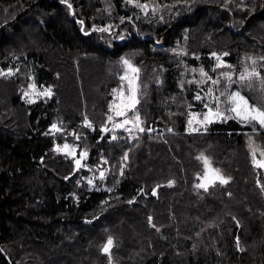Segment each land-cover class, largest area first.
I'll return each instance as SVG.
<instances>
[{
  "label": "trees",
  "instance_id": "16d2710c",
  "mask_svg": "<svg viewBox=\"0 0 264 264\" xmlns=\"http://www.w3.org/2000/svg\"><path fill=\"white\" fill-rule=\"evenodd\" d=\"M147 2L159 10L0 0V264H264V172L247 148L251 137L264 149V130L234 118L188 130L200 106L193 69L216 78L231 65L238 75L254 59L264 76V0H191L171 11L160 6L174 0ZM121 58L140 69L144 131L134 137L103 130ZM236 89L264 108L260 78ZM65 143L87 153L80 169L57 151ZM201 155L228 183L196 187Z\"/></svg>",
  "mask_w": 264,
  "mask_h": 264
},
{
  "label": "snow or ice",
  "instance_id": "6c2138e0",
  "mask_svg": "<svg viewBox=\"0 0 264 264\" xmlns=\"http://www.w3.org/2000/svg\"><path fill=\"white\" fill-rule=\"evenodd\" d=\"M127 3L135 5L137 8L141 9L145 14L149 11L155 13L158 11V7L156 5H150L147 0H126ZM62 3H66L68 8L71 9L72 5L68 4V0H62ZM177 5L183 6L186 9L190 10L191 8V0H174L172 5H162L160 7L168 8L170 11L172 8H175ZM162 18V17H161ZM131 19V18H129ZM84 21H80V24L83 25ZM93 28L96 31L107 32L110 31V27L104 28ZM121 39L123 37H120ZM175 52L176 50L173 49ZM186 54V53H185ZM213 56L216 57L217 60V67L224 66L225 62L221 59V56L212 53ZM223 55H227L224 53ZM250 59V58H247ZM260 60L264 61V57H260ZM121 64L124 66V75L120 77L121 81H126V91L124 87H121L119 90L113 89V94L116 99L113 100L112 103L109 104V109L112 111L115 116L117 117H125L122 122L115 123L114 127L116 128H124L125 125L132 124L133 121L127 119V113L131 110L135 115V123L133 127H137L140 131H144L143 128L139 127L140 120H139V113L136 112V105L139 103L138 93L140 89L139 83V72L140 69L136 67L129 59L121 58ZM227 67L231 68V65ZM195 71V69H193ZM11 72V69H9ZM201 77L205 78L202 80H196L195 83H204L207 86V91L204 96H201L199 92L195 95L196 100H200L204 102V108L207 111L203 114V118H197L199 114L191 113L190 118L188 121V130L190 132H196L199 129L197 127H193V122L197 125H207L211 123L213 120L221 119V118H228L226 113L230 112L233 114V117L239 120L241 123L248 124L253 126V128L259 127L260 129L264 130V108L258 107L255 104L249 102V99L242 95L239 90L232 91L231 86L233 84V71H225L222 72L220 75L224 78L226 83L225 89L219 92V95L216 94V86H218L221 81L219 77L213 78L209 76L203 69H200ZM0 75H3L2 70H0ZM260 78L261 87L264 88V76L261 75V72L256 68V60H252L251 66L243 67V70L239 73V79L236 83H247L249 87H251L252 79ZM192 81H190L191 83ZM30 87L35 88V85H31ZM28 95V93H25ZM41 95L51 96L52 92L50 89H46ZM223 98V99H222ZM205 99L207 102H205ZM211 104V106H210ZM223 105V108L221 107ZM109 121L113 120V116L109 115L107 117ZM85 124L91 127L90 122L85 118ZM52 127L55 129L56 125L53 124ZM104 131H108L107 128L103 129ZM127 131L131 132V129H126ZM206 130V129H205ZM115 139V137H113ZM249 149L251 152V162L254 167L264 169V149L259 151V157L257 158V149L253 143L252 138H249ZM57 151H64L68 155H74V148L67 143L63 145L61 148L57 146ZM87 153H82L81 158L86 156ZM199 159H202L204 162L205 172L203 177H201L202 182L196 185L198 188H203L205 190L208 189L210 185H213L216 181H219L222 184L228 183L230 177H225L220 173L219 169L214 168L210 160L207 156L201 155ZM77 167L80 166V160H76ZM103 172L101 173V177L103 178ZM91 184L92 181L89 180ZM169 183H174L173 181H169ZM259 183V181H258ZM154 191V190H153ZM230 195V194H229ZM155 227V225H153ZM113 245V238L108 237L106 244L104 245L102 251L105 253H109L110 247Z\"/></svg>",
  "mask_w": 264,
  "mask_h": 264
},
{
  "label": "rangeland",
  "instance_id": "374dc122",
  "mask_svg": "<svg viewBox=\"0 0 264 264\" xmlns=\"http://www.w3.org/2000/svg\"><path fill=\"white\" fill-rule=\"evenodd\" d=\"M264 7V6H263ZM137 9H139V8H137ZM184 9H186L185 7H184ZM143 14H145L141 9H139ZM157 15H159V13H157V14H153V15H151V17H155V16H157ZM181 17H183V16H181ZM180 17V18H181ZM180 18H178V19H180ZM252 18V17H251ZM177 19V20H178ZM176 20V21H177ZM175 21V22H176ZM247 27V22L246 23H244V25H243V27L241 28V30L239 31L240 33H243L244 32V29H246V27ZM159 46H162V45H159ZM216 58V57H215ZM221 59L224 61V59H223V57L221 56ZM252 60L253 59H251L250 61H249V67L251 66V63H252ZM225 62V61H224ZM244 62H246V61H244ZM227 66V64L225 63V65L224 66H220V67H217V63H216V66H215V68H221V69H224L223 67H226ZM243 67H245V63H243V65L241 66V69H240V72L243 70ZM256 68H257V70L258 71H260L259 70V67L256 65ZM226 71H233L235 74H234V76H233V82H236L238 79H236V78H239V74L237 75V72H235V70H233V68L231 67V68H227V69H225ZM206 72V71H205ZM207 73V72H206ZM221 73H217V75H216V77H219L220 78V81H221V83L218 85V86H216V94L217 95H219V92L220 91H223L224 90V88H223V86H224V84H226L225 83V81H224V78L220 75ZM191 75L194 77V78H192V79H190L189 78V80L190 81H192V82H194V81H196V80H202V79H205V78H203V77H201V74H200V70H195V71H192L191 72ZM199 86H200V94H201V96H204L205 95V93H206V91H207V86L204 84V83H199ZM121 87H124L125 88V91H126V81H122V85H121ZM120 87V88H121ZM117 90H119V89H117ZM236 90H238V89H236ZM28 92V91H27ZM43 93V92H42ZM264 93V92H263ZM262 93V94H263ZM38 96H40V97H42V98H44V97H46L45 95H41V93H39L38 94ZM114 99H116V97L114 96V94H113V100ZM223 99V98H222ZM113 100L111 101V103L113 102ZM197 102H199L200 103V106H195L193 109H190V114L191 113H197V114H199V116L197 117V118H199V119H202L203 118V114L207 111V109H205L204 108V102H202V101H200V100H196ZM205 102H207L206 101V99H205ZM210 106H211V104H210ZM256 106H258V107H261L262 105H261V103H257L256 104ZM222 108H223V105L221 106ZM136 112H137V105H136V110H135ZM111 113H112V116H113V120L112 121H110V123H109V126L107 127V129H108V131H111V132H114L115 130H117V129H122V128H116V127H114V124L115 123H119V122H122L124 119H125V117H117V116H115V114L111 111ZM226 116L228 117V118H221V119H216V120H213L212 122H218V123H226V122H228L229 120H231V119H233L234 117H233V114L232 113H230V112H228V113H226ZM127 119H129V120H131V121H133V123L132 124H128V125H125V127L123 128V129H131V132H129V131H127L128 133H129V135L131 136V137H134L135 135H137L138 134V132H140V130L137 128V127H133V124L135 123V115H134V113H133V111H129L128 113H127ZM235 119V118H234ZM139 120H140V118H139ZM237 120V119H236ZM239 121V120H238ZM141 122V121H140ZM211 122V123H212ZM211 123H209V124H207V125H197L196 123H195V121L193 122V127H197L199 130L198 131H196V132H203V131H207L210 127H211ZM139 127L140 128H142V125L141 124H139ZM122 129V130H123ZM206 129V130H205ZM253 140V139H252ZM248 142H249V139H248ZM253 143H254V145H255V147H256V149H257V158H260L259 157V151L261 150V148L259 147V145L253 140ZM247 148H248V151H249V153L251 154V152H250V149H249V144L247 143ZM74 152H75V154L74 155H68L67 153V155L69 156V157H75L76 159H79L80 158V155H79V152L77 151V149H75L74 148ZM202 182V181H201ZM220 183L219 181H216L215 183ZM91 186L92 187H94V183L92 182L91 183Z\"/></svg>",
  "mask_w": 264,
  "mask_h": 264
},
{
  "label": "water",
  "instance_id": "95a60500",
  "mask_svg": "<svg viewBox=\"0 0 264 264\" xmlns=\"http://www.w3.org/2000/svg\"><path fill=\"white\" fill-rule=\"evenodd\" d=\"M263 10H264V7H263V9H262V12H263ZM198 11H199V9H194V10H192L191 12H189L188 14H186L185 16H183V17H181L180 19H178V20L174 23V25L171 27L170 30H172L176 25H178L179 23H181V22L184 21L185 19L189 18L191 15L197 13ZM245 27H246V26H245ZM165 36H166V34H165ZM165 36H164V37H165ZM81 154H82V153H81ZM87 159H88V155L83 156L82 158H81V155H80V158H79V160H80V166L77 167V165H76V163H75L76 169H77V170L80 169V168L82 167V165L87 161ZM257 169H260V168H257ZM261 170L264 171V169H261ZM0 241H1V232H0ZM239 250H240V249H239ZM0 252H1L2 254H4V253H3V250L1 249V245H0ZM8 261H9V260H8ZM9 263L12 264L10 261H9Z\"/></svg>",
  "mask_w": 264,
  "mask_h": 264
},
{
  "label": "bare ground",
  "instance_id": "6f19581e",
  "mask_svg": "<svg viewBox=\"0 0 264 264\" xmlns=\"http://www.w3.org/2000/svg\"><path fill=\"white\" fill-rule=\"evenodd\" d=\"M261 170V169H260ZM263 171V170H262ZM264 172V171H263ZM203 177V176H202ZM202 181V180H201ZM218 183V182H217ZM215 184V183H214Z\"/></svg>",
  "mask_w": 264,
  "mask_h": 264
}]
</instances>
